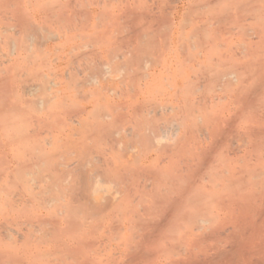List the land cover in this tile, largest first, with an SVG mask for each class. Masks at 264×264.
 <instances>
[{
    "label": "rangeland",
    "instance_id": "obj_1",
    "mask_svg": "<svg viewBox=\"0 0 264 264\" xmlns=\"http://www.w3.org/2000/svg\"><path fill=\"white\" fill-rule=\"evenodd\" d=\"M186 2L0 0V264H264V0Z\"/></svg>",
    "mask_w": 264,
    "mask_h": 264
},
{
    "label": "bare ground",
    "instance_id": "obj_2",
    "mask_svg": "<svg viewBox=\"0 0 264 264\" xmlns=\"http://www.w3.org/2000/svg\"><path fill=\"white\" fill-rule=\"evenodd\" d=\"M182 1V0H181ZM187 2H188V0H186ZM190 1V0H189ZM186 2V3H187ZM189 3V2H188ZM167 130V129H166ZM163 132L161 133V137H166V134H167V132H166V134H165V130L163 129L162 130ZM168 131V130H167ZM201 221V220H200Z\"/></svg>",
    "mask_w": 264,
    "mask_h": 264
}]
</instances>
